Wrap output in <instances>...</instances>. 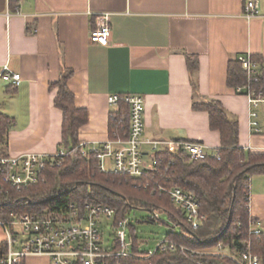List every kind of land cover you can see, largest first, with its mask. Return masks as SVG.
Masks as SVG:
<instances>
[{
  "label": "crops",
  "instance_id": "crops-1",
  "mask_svg": "<svg viewBox=\"0 0 264 264\" xmlns=\"http://www.w3.org/2000/svg\"><path fill=\"white\" fill-rule=\"evenodd\" d=\"M244 3L21 0L18 10L11 11L8 0H0V69L21 74L15 87L0 79V112L15 118L8 132V152L50 154L60 147L63 113L54 104L57 88L50 83L70 69L68 86L75 103L89 115L81 141L111 137L110 115L119 109L110 106L107 97L130 92L144 97L146 160L153 155L150 140L161 141V149L176 147L179 140L201 142L208 153L216 154L220 133L210 128L206 111L192 106L186 54L199 59L198 92L219 99L237 116L243 147L264 151V121L260 120L262 131L252 133L246 96L227 84L231 57L261 55L264 65V0H259L258 14L250 19L244 16ZM99 12H109L108 45L90 39ZM250 188L249 212L264 230V188L255 186L252 178ZM23 264L50 263L45 256H29Z\"/></svg>",
  "mask_w": 264,
  "mask_h": 264
},
{
  "label": "trees",
  "instance_id": "trees-1",
  "mask_svg": "<svg viewBox=\"0 0 264 264\" xmlns=\"http://www.w3.org/2000/svg\"><path fill=\"white\" fill-rule=\"evenodd\" d=\"M21 0H8L11 11L19 8ZM193 85L195 110L206 111L210 128L220 133L219 158L208 153L205 158L194 159L180 146L162 148L152 155L158 159L151 176L135 178L126 174L103 171L93 156L70 152L60 166L47 167L37 183L22 188H10L7 196L0 197V216L9 219L12 213L39 212L46 208L75 202L102 203L117 209L116 217L125 218L132 208H145L166 213L178 231H171L166 238L176 240L192 249H206L221 243L234 254L247 249L264 262V230L259 234L250 232V212L245 193L253 175L264 174V151H253L239 142V120L223 103L198 92V56L186 54ZM256 64L253 75L243 68L238 55L227 64V84L235 88L250 82L251 87L264 94V65L261 55H252ZM72 70H63L59 78L50 83L57 88L54 104L62 110V140L59 144L67 150L81 141L82 127L88 121V111L75 103V95L68 86ZM12 87V84H10ZM123 119V121H120ZM129 107L121 105L109 119V136H123L128 129ZM15 118L0 112V154H8V132ZM59 147V148H60ZM168 167V168H166ZM166 168V169H165ZM155 175V176H153ZM155 178L165 186H180L193 192L199 202L200 212L205 216L198 228L186 220L184 212L166 192L158 191ZM147 181L149 184L146 185ZM156 191L154 192V190ZM155 218H152V221ZM133 238L132 250L143 256L113 257L109 264H197L180 249H157L149 257L139 249L136 229L129 226ZM8 249L5 239H0V260ZM205 264H236L222 254L199 255ZM24 263V261H23ZM0 264H5L0 261Z\"/></svg>",
  "mask_w": 264,
  "mask_h": 264
},
{
  "label": "built area",
  "instance_id": "built-area-1",
  "mask_svg": "<svg viewBox=\"0 0 264 264\" xmlns=\"http://www.w3.org/2000/svg\"><path fill=\"white\" fill-rule=\"evenodd\" d=\"M259 0H245L244 16L248 19L257 16ZM111 23L109 12L97 14L96 28L91 31L90 39L102 45L110 43ZM243 68L249 76L256 72V64L251 55L238 56ZM0 79L17 86L21 79L20 73L0 69ZM236 93L246 96L249 106V128L252 133L261 132L260 107L264 109V94L251 87L250 82L234 88ZM110 106L119 109L121 104L129 107L128 129L124 136H113L103 141H80L70 150L58 148L50 154L24 152L21 154H0V197L9 194L10 188L27 187L37 183L44 170L49 166H60L70 152H80L83 156H93L98 160L103 171L126 174L135 178L151 176L158 163L156 157L150 160L144 158L142 150L144 123V97L138 93H110L107 97ZM123 121V119H120ZM152 154L161 150L158 140L148 141ZM194 159H202L208 155L206 146L201 142L179 140L176 142ZM219 158L218 154H214ZM113 168L106 167V160ZM168 168V167H166ZM165 168V169H166ZM155 176V175H153ZM158 191L166 192L171 200L184 212L187 222L198 228L205 216L200 212V205L195 194L180 186L168 187L155 178ZM149 184L147 181L146 185ZM245 193L248 209L251 205L250 185ZM156 189L154 190V192ZM153 217L158 218V212L152 210ZM117 209L102 203H85L83 206L75 202L49 207L39 212H17L9 219L0 216V225L6 233L5 240L8 249L1 262L5 264H23L29 256H45L50 264H109L113 257L143 256L132 250L133 238L127 234L130 226L128 216L118 219ZM110 225L114 231L111 246H104V230ZM263 230L262 223L250 215V232L259 234ZM160 249L162 251L180 249L190 260L197 264H205L199 255L222 254L232 258L236 264H264L261 257L251 251L250 243L247 249H240L234 254L225 249L221 243L206 249H192L176 240L166 238L154 251H148L149 257ZM115 264V262L113 263Z\"/></svg>",
  "mask_w": 264,
  "mask_h": 264
},
{
  "label": "rangeland",
  "instance_id": "rangeland-1",
  "mask_svg": "<svg viewBox=\"0 0 264 264\" xmlns=\"http://www.w3.org/2000/svg\"><path fill=\"white\" fill-rule=\"evenodd\" d=\"M0 82H3L0 80ZM260 117L259 119L264 121V109L260 107ZM106 167L112 169L113 165L108 160H106ZM261 175H253L252 179L257 187L264 188V182L261 181L264 177H259ZM256 189V188H254ZM128 219L131 225L136 229V234L139 240V249L142 252L154 251L158 244L166 239L167 234L171 231H178L179 228L176 226L170 217L164 212H158V218H153L152 211L145 208H132L128 211ZM263 227V226H262ZM113 228L108 225L104 230V246H111L114 240ZM127 234H130L129 227L126 229ZM6 233L4 228L0 225V239H5Z\"/></svg>",
  "mask_w": 264,
  "mask_h": 264
}]
</instances>
